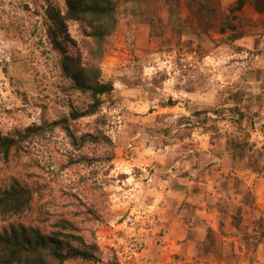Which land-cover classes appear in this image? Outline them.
Listing matches in <instances>:
<instances>
[{
  "label": "rangeland",
  "instance_id": "obj_1",
  "mask_svg": "<svg viewBox=\"0 0 264 264\" xmlns=\"http://www.w3.org/2000/svg\"><path fill=\"white\" fill-rule=\"evenodd\" d=\"M56 1L65 10L64 1ZM115 1L116 25L100 58L85 24L68 22L71 50L98 65L101 80L113 85L97 113L69 120L70 129L75 137L101 132L110 144L74 147L60 129L28 138L18 157L0 162V187L9 177L31 182L39 189L33 217L49 223L91 206L97 210V219L80 216L75 224L85 243L98 248L95 260L66 264H187L171 254L166 209L153 207L155 153L202 132L195 123L179 127L207 120L203 110L189 111L194 94L199 100L210 92L212 120L234 118L226 110L240 103L235 91L251 87L239 80L263 55L264 13L250 2L238 8V0ZM47 4L0 0L3 136L69 119L72 109L90 102L59 73L46 35ZM6 224L0 218V227Z\"/></svg>",
  "mask_w": 264,
  "mask_h": 264
},
{
  "label": "crops",
  "instance_id": "obj_2",
  "mask_svg": "<svg viewBox=\"0 0 264 264\" xmlns=\"http://www.w3.org/2000/svg\"><path fill=\"white\" fill-rule=\"evenodd\" d=\"M262 54L253 72L239 80L251 87L236 90L240 103L226 110L234 120H212L210 92L199 100L194 94L189 111L203 110L207 120L179 127L192 129L195 123L202 132L155 153L153 207L166 209L171 254L187 264H264Z\"/></svg>",
  "mask_w": 264,
  "mask_h": 264
},
{
  "label": "trees",
  "instance_id": "obj_3",
  "mask_svg": "<svg viewBox=\"0 0 264 264\" xmlns=\"http://www.w3.org/2000/svg\"><path fill=\"white\" fill-rule=\"evenodd\" d=\"M63 1L65 10H62L56 0H48L45 10L46 35L52 50L58 56L59 73L70 82L74 91L86 96L90 102L81 110L72 109L69 119L27 128L23 133L17 132L12 137L3 136L0 132V162L8 163L10 157H18L22 144L28 138L40 137L56 129H60L74 147H83L87 143L110 144L109 139L101 132L75 137L70 129L69 120L77 121L97 113L102 105L100 97L110 94L113 85L101 80L98 65L91 64L88 60L84 62L80 53L71 50L75 47V42L70 37L68 22L85 24L88 29L87 36L94 45V55L100 58L105 38L116 25V1ZM247 2L253 5L257 13H264V0H238V8ZM38 193L39 189L33 188L31 182L28 186L12 177L0 187V218L7 223L0 227V264H66L76 259L94 261L98 248L85 243L77 234L75 224L80 216L88 221L97 219V210L91 206L82 213L70 212L68 215L57 216L53 223H49V220L33 217Z\"/></svg>",
  "mask_w": 264,
  "mask_h": 264
}]
</instances>
